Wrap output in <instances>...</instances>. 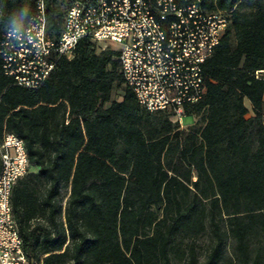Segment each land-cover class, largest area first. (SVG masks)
<instances>
[{"label":"trees","instance_id":"16d2710c","mask_svg":"<svg viewBox=\"0 0 264 264\" xmlns=\"http://www.w3.org/2000/svg\"><path fill=\"white\" fill-rule=\"evenodd\" d=\"M35 1L0 0V36L24 26ZM74 1L89 0H45L51 36ZM202 3L229 11V24L205 63L203 98L185 110L200 122L184 131L146 137L152 113L110 45L80 39L37 88L17 85L0 63V139L22 138L30 164L11 194L30 259L264 264V0Z\"/></svg>","mask_w":264,"mask_h":264},{"label":"built area","instance_id":"2783aa9c","mask_svg":"<svg viewBox=\"0 0 264 264\" xmlns=\"http://www.w3.org/2000/svg\"><path fill=\"white\" fill-rule=\"evenodd\" d=\"M229 11L207 9L202 0L74 1L62 30H47L45 0L24 26L0 36L4 74L37 88L77 42L114 44L124 82L148 112H170L182 124L186 108L205 93L204 67L229 24ZM259 77V72H256ZM0 264H42L26 254L11 206L16 181L30 169L25 143L11 132L0 139Z\"/></svg>","mask_w":264,"mask_h":264},{"label":"rangeland","instance_id":"374dc122","mask_svg":"<svg viewBox=\"0 0 264 264\" xmlns=\"http://www.w3.org/2000/svg\"><path fill=\"white\" fill-rule=\"evenodd\" d=\"M108 45L116 48V45L114 44H107V45H103L102 47H106ZM259 75L264 76V72L259 73ZM112 98H120L119 89L113 90ZM246 104L248 103L246 102ZM251 114H252V110L248 109V113L246 116H249ZM199 118L200 117L198 114L186 112L185 115L183 116L182 124H179L170 112H153L150 116V121L143 122L141 124V128L143 129L147 138H153L164 133V131L168 126H170L172 130H179V131L187 130L188 128H191L194 124H198L200 122ZM68 191L69 188H63L61 191L63 197L62 198L63 205L68 195ZM205 241H206L205 237L200 238L198 240L199 244L201 245H203ZM228 251H230V248H228Z\"/></svg>","mask_w":264,"mask_h":264},{"label":"crops","instance_id":"0c3cea01","mask_svg":"<svg viewBox=\"0 0 264 264\" xmlns=\"http://www.w3.org/2000/svg\"><path fill=\"white\" fill-rule=\"evenodd\" d=\"M246 102H247L248 104H246ZM244 104H245V106H246L248 109H251V105H250V102H249L248 100L245 99ZM251 110H252V109H251Z\"/></svg>","mask_w":264,"mask_h":264}]
</instances>
